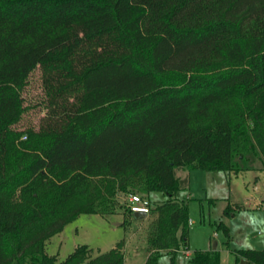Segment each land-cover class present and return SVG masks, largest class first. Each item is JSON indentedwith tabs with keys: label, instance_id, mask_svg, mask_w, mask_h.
<instances>
[{
	"label": "trees",
	"instance_id": "obj_1",
	"mask_svg": "<svg viewBox=\"0 0 264 264\" xmlns=\"http://www.w3.org/2000/svg\"><path fill=\"white\" fill-rule=\"evenodd\" d=\"M37 67L44 112L22 124ZM183 167L264 169V0H0V264H124L123 241L60 260L46 242L130 187L167 195L142 264H175ZM235 253L264 264V249Z\"/></svg>",
	"mask_w": 264,
	"mask_h": 264
},
{
	"label": "rangeland",
	"instance_id": "obj_2",
	"mask_svg": "<svg viewBox=\"0 0 264 264\" xmlns=\"http://www.w3.org/2000/svg\"><path fill=\"white\" fill-rule=\"evenodd\" d=\"M22 94L30 108L24 113L21 123L36 124L44 112L36 104L43 95L40 68L32 71ZM187 167L176 169L178 176L189 178L188 186L175 195L188 206L189 233L187 245H181L176 253L175 264H192L188 259L195 250L209 248L219 251V264H255L241 255L237 256L235 250L264 249V169L234 172ZM130 192L146 195L151 200L152 208L145 216L137 217L125 211ZM115 197L116 212L80 213L47 240L46 251L56 254L60 260L81 243L88 244L98 253L123 241L125 264H141L151 249L147 234L158 216L156 206L167 195L162 191L145 193L130 187L125 192L117 191ZM228 203L229 213H225ZM160 264H170L168 253H162Z\"/></svg>",
	"mask_w": 264,
	"mask_h": 264
},
{
	"label": "built area",
	"instance_id": "obj_3",
	"mask_svg": "<svg viewBox=\"0 0 264 264\" xmlns=\"http://www.w3.org/2000/svg\"><path fill=\"white\" fill-rule=\"evenodd\" d=\"M127 201L130 213L143 212L147 214L152 208L151 200L146 195L137 192H130Z\"/></svg>",
	"mask_w": 264,
	"mask_h": 264
},
{
	"label": "water",
	"instance_id": "obj_4",
	"mask_svg": "<svg viewBox=\"0 0 264 264\" xmlns=\"http://www.w3.org/2000/svg\"><path fill=\"white\" fill-rule=\"evenodd\" d=\"M134 214L137 217H143V216H145V213H143V212H138V213H134Z\"/></svg>",
	"mask_w": 264,
	"mask_h": 264
},
{
	"label": "crops",
	"instance_id": "obj_5",
	"mask_svg": "<svg viewBox=\"0 0 264 264\" xmlns=\"http://www.w3.org/2000/svg\"><path fill=\"white\" fill-rule=\"evenodd\" d=\"M148 252H149V251H148ZM148 252H147V254H148ZM146 256H147V255H146ZM142 263H143V262H142ZM142 263H141V264H142ZM124 264H125V257H124Z\"/></svg>",
	"mask_w": 264,
	"mask_h": 264
}]
</instances>
